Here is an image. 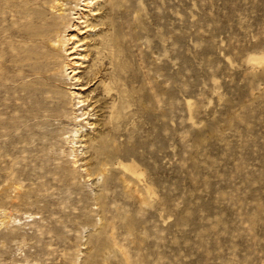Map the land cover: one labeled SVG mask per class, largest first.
Masks as SVG:
<instances>
[{"label":"rangeland","instance_id":"obj_1","mask_svg":"<svg viewBox=\"0 0 264 264\" xmlns=\"http://www.w3.org/2000/svg\"><path fill=\"white\" fill-rule=\"evenodd\" d=\"M55 1L0 0V264H264V0H94L57 96Z\"/></svg>","mask_w":264,"mask_h":264},{"label":"bare ground","instance_id":"obj_2","mask_svg":"<svg viewBox=\"0 0 264 264\" xmlns=\"http://www.w3.org/2000/svg\"><path fill=\"white\" fill-rule=\"evenodd\" d=\"M93 1L94 0H82L81 6L86 7L89 10L85 11L83 8L80 9L78 8L77 12L72 13V15H74L72 19H74L75 21L77 20L76 23L75 22L72 23L71 20H68L67 16L63 18L64 13L66 11V6L70 4V0H56L55 2H53V4L50 7L52 10H55L59 13L58 14L59 19L58 20L55 19L53 22L50 23V25L52 24L51 26L54 25L53 26L55 27L54 29L47 28L48 29L47 31L51 34L50 46H49L51 49L50 50L51 55L46 56L44 58L43 68L45 71L49 72V74L45 75V73H43L41 75L45 80V82H42L43 89L56 94V96L59 91L58 88H60L61 86L64 85L76 86L80 82V77H77L76 75L77 73H79L77 72L79 68L78 63L84 60L85 57L81 59L82 54L77 52L76 48H79V46H77V43H75L77 42V39L75 38L77 35H79V33L80 34L85 33L82 31V28L84 24L88 23L87 18L89 16L97 15L95 11H98L99 9L96 10L91 9L92 4H94ZM82 12H89L92 13V15H89V13L84 14ZM88 27L96 28L97 25L87 24L85 28ZM53 32L54 35H52ZM71 32H75V33H71ZM74 39L76 40L75 42L73 41ZM71 81H73L75 85L74 84L71 85L70 84ZM88 83H90L89 80L85 82L86 85ZM79 86L81 87H72L71 90H79V91L85 90V88H83L82 85ZM70 94L74 96V92H71ZM78 101L79 102H77V104L81 105L79 109L85 106L84 103L85 100H78ZM60 103L61 102L59 99L55 100L53 101L52 106L56 108L61 105ZM85 115H88V113L82 110L81 116L85 117Z\"/></svg>","mask_w":264,"mask_h":264}]
</instances>
